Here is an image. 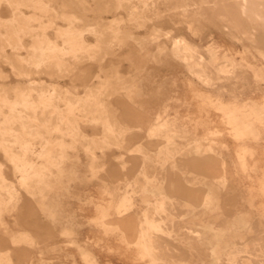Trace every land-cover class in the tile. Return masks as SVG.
Segmentation results:
<instances>
[{"label": "rangeland", "instance_id": "rangeland-1", "mask_svg": "<svg viewBox=\"0 0 264 264\" xmlns=\"http://www.w3.org/2000/svg\"><path fill=\"white\" fill-rule=\"evenodd\" d=\"M174 1L0 0V264H264V0Z\"/></svg>", "mask_w": 264, "mask_h": 264}, {"label": "bare ground", "instance_id": "bare-ground-1", "mask_svg": "<svg viewBox=\"0 0 264 264\" xmlns=\"http://www.w3.org/2000/svg\"><path fill=\"white\" fill-rule=\"evenodd\" d=\"M176 1V0H175ZM174 1V2H175ZM202 1V0H201ZM236 3H238V2H246V0H234ZM251 1H253V0H251ZM41 2V1H40ZM40 2H39V4H40ZM38 3V2H37ZM176 3V2H175ZM179 5V4H178ZM174 6H176V5H174ZM39 7V6H38ZM45 9V8H44ZM73 30V29H72ZM71 31V30H70ZM69 31V32H70ZM65 32V31H64ZM65 34H66V32H65ZM67 34H70V33H67ZM79 34V33H78ZM80 35V34H79ZM74 36H75V34H74ZM73 36V37H74ZM78 36V35H77ZM76 36V37H77ZM81 36V35H80ZM70 37H72V36H70L69 35V38ZM68 38V37H67ZM72 39H70V41H71ZM74 40V39H73ZM74 45H75V43H74ZM77 45V44H76ZM76 46H74V48H75ZM56 48V47H55ZM54 48V49H55ZM76 49V48H75ZM56 51H59V50H56ZM55 52V51H54ZM60 52V51H59ZM3 99V98H2ZM1 99V100H2ZM7 100V99H6ZM6 100H3V101H6ZM10 101V100H9ZM13 101V100H12ZM12 101H11V104H12ZM25 101V100H24ZM23 101V102H24ZM22 102V103H23ZM1 103H3V102H1ZM13 103H14V101H13ZM16 103V102H15ZM6 104V103H5ZM10 104V103H9ZM8 104V105H9ZM18 104V103H17ZM2 105V104H1ZM4 105V104H3ZM7 105V104H6ZM13 105V104H12ZM27 105V104H26ZM11 107V106H10ZM13 107V106H12ZM15 108V107H14ZM13 109V108H12ZM68 109H70V108H68ZM72 110V109H71ZM70 110V111H71ZM67 111H69V110H67ZM12 115V114H11ZM5 119V118H4ZM8 119H9V117H8ZM12 119V118H11ZM10 120V119H9ZM5 122H9V121H5ZM4 123V122H3ZM7 124V123H6ZM4 130H6V128L4 129ZM52 142V141H51ZM23 144H25V143H23ZM50 144H52V143H50ZM57 144V143H56ZM54 145V144H53ZM23 146V145H22ZM25 146H26V144H25ZM47 146H50L51 148H52V146L51 145H47ZM60 147V146H59ZM6 150V149H5ZM17 157V156H16ZM15 158V157H14ZM13 159V158H12ZM16 160H17V158H15ZM15 159H13V160H15ZM13 162H15V161H13ZM21 163V162H20ZM29 163V162H28ZM29 165H30V163H29ZM32 165V164H31ZM15 166V165H14ZM19 167H20V164H19ZM25 169V168H24ZM144 170V169H143ZM19 173H20V181L21 182H23V180L25 179V176H26V174H25V171L22 169V168H19ZM142 174H144L143 172H142ZM145 178H144V185L145 186H147V185H149L150 183H151V178L150 177H147L145 174L143 175ZM143 178V177H142ZM152 178H154V177H152ZM155 179V178H154ZM139 184V183H138ZM144 185H142V186H144ZM158 186H156V188L155 189H153V188H150V190H151V192L150 191H148L149 189H147V191L148 192H150L151 193V196H152V193H153V196H155V197H157V199H155L156 200V202H154L155 204H153L152 206H151V204L149 205V207L151 206L152 207V211H154V212H157V211H164V200H171V196H169L167 193H166V191L164 190V187H163V185H162V182L160 183V184H157ZM148 187H150V186H147V188ZM155 187V186H154ZM145 189V188H144ZM255 190V189H254ZM146 191V190H145ZM147 193V192H146ZM145 196V195H144ZM150 196V197H151ZM154 197V198H155ZM246 197V196H245ZM255 198V197H254ZM145 199H147V196H146V198ZM152 200H153V198H151ZM150 200V199H149ZM148 200V202H150ZM147 205V204H146ZM146 209L148 210V208L146 207ZM146 211V210H145ZM190 211H192V210H190ZM150 212H151V210H150ZM153 214V213H152ZM145 216V215H144ZM153 216V215H152ZM155 217L153 216V218L151 217L150 219H147L144 223H145V228H142V235H141V241H142V247H143V249H144V252H146L147 253V251H145V250H147V243H150V241H152V238H150L149 237V234H148V232H150L151 230H153V229H159L160 230V226H159V224H160V220H156V219H154ZM162 224V223H161ZM207 226H210V225H207ZM162 227V226H161ZM211 227V226H210ZM211 229V228H210ZM162 231V230H161ZM163 231H165V230H163ZM167 231V230H166ZM165 231V232H166ZM170 231V230H169ZM160 232V231H159ZM189 232H191V231H189ZM151 234H152V232H150ZM167 234V233H166ZM156 239H158V238H156ZM157 241V240H156ZM154 243V242H153ZM156 246V245H155ZM152 249H153V247H152ZM156 248H154V250H155ZM156 251V250H155ZM143 252V253H144ZM153 253V252H152ZM152 253H151V255H152ZM156 253V252H155ZM154 253V254H155ZM153 254V255H154ZM160 254V253H159ZM152 255V256H153ZM161 255V254H160ZM148 256V255H147ZM148 258V257H147ZM150 258V257H149ZM152 259V258H151ZM215 260V259H214ZM153 262V261H152ZM179 263V262H178ZM189 263V262H188Z\"/></svg>", "mask_w": 264, "mask_h": 264}]
</instances>
